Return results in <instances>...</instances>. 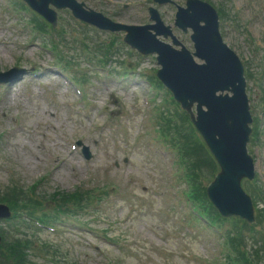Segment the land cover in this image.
Wrapping results in <instances>:
<instances>
[{"label": "rangeland", "instance_id": "rangeland-1", "mask_svg": "<svg viewBox=\"0 0 264 264\" xmlns=\"http://www.w3.org/2000/svg\"><path fill=\"white\" fill-rule=\"evenodd\" d=\"M79 1L124 23L136 12L124 10L126 16L119 15L120 9L116 10L114 6L115 3L121 5L124 0ZM238 1L240 7L246 6L243 14L249 10L252 18L256 13L255 0H251L252 5L249 0ZM59 16L57 29L63 26L68 39L71 35H81L80 29L71 27L66 12ZM4 25L5 22H0V26ZM254 25L251 21V27ZM31 36L28 32L17 34L6 26L0 28V72L20 64L29 74L7 90L0 89V98L5 103L0 109V190L11 180L26 188L44 177L38 191L44 196L54 191L70 193L77 188L100 189L114 184L119 186L120 193L106 200L100 218L91 220L96 230L107 229V237L120 247L107 246L101 237L89 234L86 227L79 230L68 221L61 225L59 232H65L70 226V230L72 227L77 232L75 236L79 241L60 234L54 236L43 229L34 243L48 241L54 244L59 251L68 253L67 258L74 264H109L110 259L114 264H208L207 245L195 236L186 238L183 235L180 212L172 216L173 220L164 216L170 213V204L176 202L169 194L167 178L170 169L175 173V159L170 160L171 165L156 164L138 144L135 138L138 131L145 140L154 142L156 137L149 122L141 116V96L132 95L128 88L120 90V85L114 89L108 88L112 85L103 87L102 76L86 74L85 59L75 56L71 57L74 58L72 66L81 67L88 77L89 83L81 88L86 98L79 102L71 93L63 96L59 78L52 73L56 68L54 56L40 52L35 46H27ZM101 37L106 38L89 33L91 39L99 41ZM255 37L261 40L259 32ZM34 44L39 46L41 41ZM183 44L190 47L189 42ZM118 58H125L122 50ZM145 61H140V68L148 69ZM110 93L116 94L119 101L115 107L109 105ZM66 100L74 101L73 109L84 107L89 118L82 119L73 112H66L63 108ZM51 101H56L57 105L52 107ZM67 140L89 146L93 159L84 161L78 149L70 150ZM254 150L256 170L264 183V147ZM259 185L264 191V185L260 182ZM179 186L181 189L174 187L172 190H178L182 196L185 185ZM243 189L250 193L244 183ZM134 198L139 203L134 202ZM131 208L136 212L130 213ZM0 226L6 225L1 223ZM261 228L264 229V224ZM92 245L103 247L105 253L101 255L91 248ZM43 258L31 254V259L39 264Z\"/></svg>", "mask_w": 264, "mask_h": 264}, {"label": "water", "instance_id": "water-1", "mask_svg": "<svg viewBox=\"0 0 264 264\" xmlns=\"http://www.w3.org/2000/svg\"><path fill=\"white\" fill-rule=\"evenodd\" d=\"M47 2L48 1L44 0L43 1V4H47ZM134 39H137V38L135 37ZM134 39H131V41L136 44L137 41L134 40ZM142 41H144V39ZM158 51L162 55L160 61H161V63H163V65L165 63V68H166V71L163 72V74L161 75V78L163 79V81L167 85L172 86L175 89V87H174V84H175V75H173L172 73H170V69H171V67H173L174 69H178L179 68V65L175 61H173L172 59H170V57H168V55L164 51H162V50H158ZM178 82H180L182 84V86L184 88H186V89L190 88V86H191V82L188 79H183V80L178 81ZM177 94L180 95V93L178 91H177ZM203 117L204 118H207L205 116H203ZM198 121H199L198 126L201 129H204V128L209 129V134H208L209 135V142L214 145V142L212 140V136H213V134L215 132L213 130H211V128L209 126H207L205 124L204 120H202L201 118ZM206 121H208V120H206ZM217 152H215V153L217 154L219 160L220 161H223V163L225 164V162H224V161H226L225 154L223 155V152H221L219 149H217ZM239 172L241 173V171H239ZM226 174H227L226 171L223 172L222 175L218 178L217 184L212 188L213 199L219 205V207L222 210L225 207L226 208L225 211L232 213L233 212L232 210L231 211H228L229 209H227V207L225 205V202L221 198L222 193L224 191H226L227 188H228L226 182H224V177L226 176ZM232 180H234V178H232Z\"/></svg>", "mask_w": 264, "mask_h": 264}, {"label": "trees", "instance_id": "trees-1", "mask_svg": "<svg viewBox=\"0 0 264 264\" xmlns=\"http://www.w3.org/2000/svg\"><path fill=\"white\" fill-rule=\"evenodd\" d=\"M7 249L9 255L3 256L7 264H26V259H24L23 255H25L27 247L23 241H12Z\"/></svg>", "mask_w": 264, "mask_h": 264}]
</instances>
